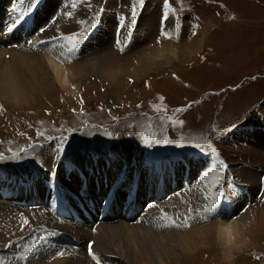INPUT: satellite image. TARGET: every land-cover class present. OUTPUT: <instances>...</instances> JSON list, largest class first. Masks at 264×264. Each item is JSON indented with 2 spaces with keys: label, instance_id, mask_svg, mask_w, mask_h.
<instances>
[{
  "label": "rangeland",
  "instance_id": "rangeland-1",
  "mask_svg": "<svg viewBox=\"0 0 264 264\" xmlns=\"http://www.w3.org/2000/svg\"><path fill=\"white\" fill-rule=\"evenodd\" d=\"M46 1L0 0V21L23 26L24 31L29 24L16 22L19 17H13L12 13L20 5L30 3L34 16L37 7H33L44 6ZM76 1L54 0L56 10L49 11L47 24L58 20L54 30L68 33L59 37L63 40L67 36L77 37L75 52H67L68 63L77 73L57 80L46 63L45 74L26 82L18 98H5L0 91V174L26 181L44 176V187L50 173L57 175L60 165L66 170L77 163L83 169L86 162L96 158H101L100 168L122 165L117 182L133 173L127 180V194L120 199L119 210L126 217L119 216L117 220L135 227L134 219L127 217L133 211L130 208H134L130 197H149L147 209L153 203L151 198L158 200L155 204L182 205V199L170 200L177 196L193 203L191 207H198L210 195L201 197L203 191L198 188V182L192 186L191 181L196 173L201 178L206 172L211 173L215 178L211 197L217 203L226 196L229 219H238L242 235L227 244L217 233L219 218L215 210L207 216L196 214L194 225H187L188 220L184 218L179 226L170 222L169 227L162 225L153 229L186 232L185 237L198 235L202 239L195 238V245L181 250L174 244L166 249L154 247L153 243L148 247L141 245L145 255L143 264H264V0H145L143 8L137 6L135 26L128 24L127 19L121 24V17H130L132 0ZM77 3L84 12L79 20L75 18L72 22L74 12L79 9ZM65 12H71L72 21H68L69 15ZM162 16L167 17L163 22ZM105 18L111 20V28H105L108 34L104 37L101 30ZM93 21H96L95 27H92ZM140 23L147 33L137 32ZM96 35L104 39L99 41ZM25 36L31 40V34ZM122 45H126L123 50ZM164 47L173 49L171 59L154 56ZM9 59L11 55L6 54L4 61ZM110 61L114 62L110 63V69L119 74L117 82L106 80V72L102 71L103 67L109 71L106 66ZM71 77L75 80H70ZM173 160L180 168L177 176L169 173L170 181L177 185L172 188L175 193L156 196L145 185L140 189L141 180L134 176L143 178V170L137 167ZM196 164L199 170L189 174L190 166ZM243 172L256 173L260 182L257 179L254 186H249ZM166 174L160 172L165 181L169 178ZM78 175L76 171L74 177ZM62 181L68 183L64 178ZM238 191L243 194L242 200L233 196ZM246 195L248 199L244 200ZM11 205L25 208L28 214L39 207L37 203V208L28 203ZM144 213L139 211V220ZM89 220L85 216L84 221L89 223ZM33 226H29L28 220L11 225L0 222V264H26L34 246H22L32 239ZM44 226L40 227L43 232L50 233L51 229L47 230L50 224ZM89 228L94 230L90 226L86 229ZM195 228L201 232L191 233L190 229ZM57 236L63 238L57 242L76 249L70 239L67 242V234ZM62 243L52 248L65 247ZM133 247L138 246L133 244ZM25 249L29 251L25 253ZM90 250L84 253L90 255ZM38 258L37 254L33 255L31 264L42 261ZM88 260L90 264L95 263L93 258Z\"/></svg>",
  "mask_w": 264,
  "mask_h": 264
},
{
  "label": "bare ground",
  "instance_id": "bare-ground-1",
  "mask_svg": "<svg viewBox=\"0 0 264 264\" xmlns=\"http://www.w3.org/2000/svg\"><path fill=\"white\" fill-rule=\"evenodd\" d=\"M51 1L47 0L44 6H40L39 4L35 5L33 9H36L37 7V11L34 16L32 15V10H30L32 8V5L30 3L20 5L17 11H14V13H12L13 17H19L15 20L16 22H21L25 24V21H27V23L32 27V33L26 31V33L31 34V40H28V38L25 39V36H23L24 32L22 33L20 31L23 26L19 28L18 26H12L9 21H0V91L3 92L5 98L7 96H9L10 98H18L22 92L21 89H24V85L26 82L37 80L41 77V74H45L46 63L53 70L57 80H60L62 76L68 77L71 73H77L73 69L75 67L68 63L69 55H67V52L70 49L69 47H71V44L73 45L75 43L77 37H75L73 40H63V37H59L61 35L65 36L68 33L62 34L54 30V23H56L58 20H54L55 22L47 24V21L49 20V11L52 12L53 10H56L54 9L55 6L53 7L54 0L53 3ZM56 1L58 2V0ZM78 6L79 9L77 11L76 9H71L76 11V13L74 12V16L72 17L74 18V20L72 21L71 16H67L69 18L68 21L75 22V18L77 20L81 18L80 16L83 15L84 11L83 8H81L82 5ZM30 19L34 20L33 26L31 23L32 21L30 23L28 22L30 21ZM110 22L111 20H107L106 18L102 21L103 30H101V33L104 34V37L108 34L105 33V28H111ZM67 24L68 23H66L65 25ZM58 27L60 28V25ZM128 28L130 31V27L127 26V29ZM42 29L44 30L42 31ZM136 29L137 32L140 31V33H147L143 23H140ZM112 30L113 29H111V32L115 33ZM123 30L125 31V29ZM95 39L100 41L104 38L102 39L101 37L96 35ZM40 45H43L44 48H40ZM16 49H18L19 51L16 52ZM172 50L173 49H166V47H164L162 48V50H158V52L154 56L160 58L166 56L167 59H171L169 56L173 55ZM6 54L11 55V60L9 59L8 61H4ZM148 59L150 60V58ZM151 60H154V58ZM110 63L114 62L110 61L109 64L106 66L109 71H104V67L102 71L103 73L106 72V80H109L111 82H117V75L119 76V74L110 69L112 68V64ZM96 66L97 65H95V67ZM74 78L75 77H71L70 80H73ZM244 135L249 136L248 133H245ZM100 163L101 158H96L91 163L86 162L83 165V169L80 168L77 163H72L66 168V170H63L62 166L60 165L57 170V175L55 173H50V176L44 187V176H41L37 180L32 179L26 181L10 178L9 176L0 174V180H2L0 182V195H2V197L0 196V222L5 223L6 225L7 223H9L11 225L19 224L24 220H28L29 226L30 224L34 225V230L31 232L32 239L27 240L28 242L25 244L23 243L22 247L24 248L25 246H28V244L34 246L31 252L33 253V255L37 254L39 256L38 259H42V261L37 262L36 264H90L91 261L88 259L93 258V256L97 258L95 259V263H97V260H99L100 264H143L145 260V255L144 249L143 247H141V245H145V247H148L149 243H153L155 244L154 247H164L163 249H166L169 244H174L173 246L178 247L181 250V248L187 249L195 245V238H197L198 241L202 239L201 236L198 235L189 238L185 237V235L188 234L186 232L180 234L172 233L171 230L164 232H155L153 227H157V229L159 228V226L162 225L165 227H169L170 222L174 224L177 223V226H179V224L184 221V218L188 220L187 225H194L196 214L197 216L198 214H201L202 216H207L210 213L205 212V208H211L212 210H215L218 213L219 223L217 233L219 237L223 239V241L227 242V244L232 243L233 238H235L237 235H242V232L239 231L238 219H229L230 214L228 212V201H226V199L224 198L225 195H223V200L221 197L222 201L218 200L219 202L217 201V203H213L215 199H213V196L211 197V185H214L215 178L211 173L207 172L205 175L202 176V178L197 177L199 173H196L195 178H193V181H191L192 186L195 185L196 182H198V188H200V191H203L200 195L201 197L210 195L209 198H204V202H202L201 205H198V207H191L193 203L191 204L186 202L188 200L185 201L184 199L186 198L184 197L183 199V196H177V198L175 197L170 200L175 202L182 199V205L178 204L179 206H174V203L172 204L171 202L155 204L158 202V200L151 198V200H153V203H150V205H148L149 208L147 209L145 205L149 203V197L144 198L143 196L142 198L139 195H135L134 197H130L131 204L134 205V208H130L133 211L129 212L127 217L131 218L132 220L134 219L133 222L137 225L135 227H132L129 225V223H125L124 220H117L119 216H123L122 211L119 210L121 208L120 199L123 196H126L127 194L126 186L128 185V181L130 180L129 176L131 177L133 172L131 171V175L127 176V178L123 177L120 182H117L116 178L119 177L122 172V165L118 166L117 164H111L107 167H104L103 165V168H100ZM159 164L161 165L156 166L155 164H153L145 167H143V164H141L140 166L138 165L139 167H137L136 169L140 168L141 170H143V178L138 176H134V178L137 180H141V182L139 183V185H141L140 189L143 188L145 185V189L149 190L151 193H155L156 196H161L163 193H166V196L167 194H171V192L173 191L175 193V189L172 190V188H175L177 185L174 184L173 181H170L171 176H169V173L173 175H176V173H178L177 171H179L180 168L177 166V161L173 160L171 162H163ZM94 166L98 167L95 168ZM199 167L200 166L198 164L193 165L192 167L190 166L189 174H191L192 170V173L198 171ZM114 168H116V170H114ZM136 169L134 170L136 171ZM168 169H170V171H168ZM183 170H181V172H183ZM76 171L79 175L75 178L74 175L76 174ZM160 172H166V176H169V178L166 180L167 183H169L167 186L165 184L166 181L162 177H160ZM184 172L186 171L184 170ZM243 173L245 176V182H247L249 186H254L257 182V179L258 182H260V177L257 178L256 173ZM62 178L66 179L68 183L64 184ZM186 178L187 177H184V180H186ZM200 178L201 182L199 181ZM76 180H78L79 183H73ZM184 184L185 182L183 183V185ZM42 187L43 190L41 191ZM242 195H240L238 191L233 196H235V198L236 196H238L242 200ZM248 195L252 197V193H248ZM247 199L248 196L246 195L244 197V200ZM94 200H96V202ZM13 203L20 205H24L25 203L35 205L37 203L39 207L37 208L35 205L37 209L34 210L32 213L28 214L25 212V208H13L11 205ZM169 203L172 205L168 206ZM138 209H140V214L141 211H145V216L143 218L141 217L140 220L137 217V215H139ZM20 212H23V214H19ZM85 216L88 217V219L90 218L89 223L84 221ZM123 217H126V215H124ZM77 219H80L81 221H77ZM144 223L147 226H145L146 228L142 226V224ZM49 224L50 226L47 227V230L51 229L50 233L43 232V229H41L40 227H46L44 225ZM67 224H69L70 226ZM82 226H85L86 228L90 226L91 228H94V230L92 231V229H86ZM190 230L191 233H198L201 229L195 228ZM62 233L67 234L68 237L65 236L66 238H68L67 242L71 240L70 242H72L76 246V249L73 248V250L72 247L67 246V243L65 242H61L63 245H66L65 247L60 246V249H54L56 246H59L58 244H61L60 242H57V240H62L63 238L60 236L58 237L57 234ZM132 240H135L136 242ZM90 242H92L91 245L89 244ZM133 244H136L138 247H133ZM158 249L159 248H157V250ZM88 250H90V255L85 254ZM206 250H208V248ZM59 252L64 254L59 255ZM199 252L200 251H198V253ZM224 252L226 253V251ZM179 254L180 253H178V255ZM33 255H31L30 257L28 255L29 258L26 264H31L33 262ZM185 256L187 255L185 254ZM241 256L243 257V255ZM207 257L205 256L204 258ZM176 258L177 257H175L174 259Z\"/></svg>",
  "mask_w": 264,
  "mask_h": 264
},
{
  "label": "snow or ice",
  "instance_id": "snow-or-ice-1",
  "mask_svg": "<svg viewBox=\"0 0 264 264\" xmlns=\"http://www.w3.org/2000/svg\"><path fill=\"white\" fill-rule=\"evenodd\" d=\"M21 2H23V0H21ZM144 3H145V0H132V5H131V12H130V17H121V24H123L124 20L127 19L128 21V24H130L131 26H135L136 23H137V20H136V17L138 16V13H137V6L143 8L144 6ZM73 7H75V4H73ZM66 15H71V13H65ZM162 22L163 20L167 19V17H164L162 16ZM96 25V21H93L92 22V27H95ZM126 26V25H125ZM43 31V29H42ZM64 39L66 40H73L74 39V35L73 36H67V37H64ZM126 46V45H122V49L123 50V47ZM78 47V44H74L72 46V48L69 49L70 52H75L76 48ZM213 203H215V201H213ZM212 209L211 208H205V212H211ZM207 218V217H205ZM29 251V249H25V253ZM64 253H59V255H63ZM21 259H24L25 257L24 256H21L20 257ZM93 259H97L95 256H93ZM97 264H100L99 260H97Z\"/></svg>",
  "mask_w": 264,
  "mask_h": 264
}]
</instances>
